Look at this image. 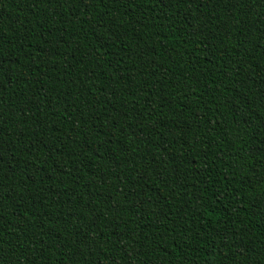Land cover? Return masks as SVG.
I'll use <instances>...</instances> for the list:
<instances>
[{
  "label": "trees",
  "instance_id": "16d2710c",
  "mask_svg": "<svg viewBox=\"0 0 264 264\" xmlns=\"http://www.w3.org/2000/svg\"><path fill=\"white\" fill-rule=\"evenodd\" d=\"M0 264H264V0H0Z\"/></svg>",
  "mask_w": 264,
  "mask_h": 264
}]
</instances>
